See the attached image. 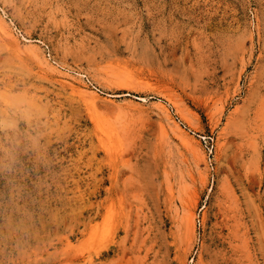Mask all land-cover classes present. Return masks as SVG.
Returning a JSON list of instances; mask_svg holds the SVG:
<instances>
[{
  "label": "rangeland",
  "instance_id": "1",
  "mask_svg": "<svg viewBox=\"0 0 264 264\" xmlns=\"http://www.w3.org/2000/svg\"><path fill=\"white\" fill-rule=\"evenodd\" d=\"M0 23V264H264V0Z\"/></svg>",
  "mask_w": 264,
  "mask_h": 264
},
{
  "label": "bare ground",
  "instance_id": "2",
  "mask_svg": "<svg viewBox=\"0 0 264 264\" xmlns=\"http://www.w3.org/2000/svg\"><path fill=\"white\" fill-rule=\"evenodd\" d=\"M1 24V23H0ZM1 26V25H0ZM2 27V26H1ZM3 28V27H2ZM140 99H144L143 97H139ZM189 218H192V217H189ZM190 227L192 228V226L190 225Z\"/></svg>",
  "mask_w": 264,
  "mask_h": 264
}]
</instances>
